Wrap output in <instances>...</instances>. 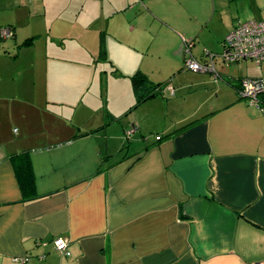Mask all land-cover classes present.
I'll return each mask as SVG.
<instances>
[{"label":"crops","instance_id":"crops-1","mask_svg":"<svg viewBox=\"0 0 264 264\" xmlns=\"http://www.w3.org/2000/svg\"><path fill=\"white\" fill-rule=\"evenodd\" d=\"M12 1L0 0V11L21 9ZM134 1L177 44L204 32L210 1L221 44L237 23L264 20V0ZM224 3L234 19L221 17ZM219 55L193 58L214 56L216 71ZM24 102L21 92L0 90V264H264V114L230 85L168 86L143 102L141 120L123 124L126 154L107 153L98 173L73 122L67 133L58 125L42 136L40 106ZM23 153L34 175L25 192L14 159ZM57 238L69 256L54 250Z\"/></svg>","mask_w":264,"mask_h":264},{"label":"rangeland","instance_id":"rangeland-1","mask_svg":"<svg viewBox=\"0 0 264 264\" xmlns=\"http://www.w3.org/2000/svg\"><path fill=\"white\" fill-rule=\"evenodd\" d=\"M12 4L21 9L0 11V25L14 26V32L10 26L0 28L12 32L11 38H0V90L21 92L25 104L40 106L39 118L46 128L42 136H51L58 125L67 133L65 124L73 122V137L85 135L93 146L94 169L100 168L107 153L113 155L109 160L126 154L128 143L120 139L123 124L141 120L138 107L124 116L135 102L131 83L135 73L176 92L225 88L230 78H264V67L251 61L227 66L217 57V83L211 74L184 68L186 59L221 52L225 31L213 1L204 32L191 45L184 38L177 44L173 33L142 16L144 10L134 0H13ZM221 7L223 19L235 18L234 7L226 3ZM132 129L128 127L129 132Z\"/></svg>","mask_w":264,"mask_h":264},{"label":"built area","instance_id":"built-area-1","mask_svg":"<svg viewBox=\"0 0 264 264\" xmlns=\"http://www.w3.org/2000/svg\"><path fill=\"white\" fill-rule=\"evenodd\" d=\"M12 32L9 28L0 30V38H11ZM189 45L190 42L186 40ZM220 59L225 65H231L242 61H251L256 66L264 67V20L254 19L241 21L229 31L221 44ZM214 56H210L209 62L200 63L194 59H186L184 68L193 73H207L213 75L216 80L217 74L213 66ZM237 96L247 100L248 104L254 106L264 114V79L242 80ZM159 140V137H156ZM56 252L69 256L67 243L62 238L53 240ZM28 260L24 258H13L14 263L24 264Z\"/></svg>","mask_w":264,"mask_h":264},{"label":"trees","instance_id":"trees-1","mask_svg":"<svg viewBox=\"0 0 264 264\" xmlns=\"http://www.w3.org/2000/svg\"><path fill=\"white\" fill-rule=\"evenodd\" d=\"M30 41L31 40L27 41V43L25 44L28 45ZM241 81H242L241 79L228 80L229 85L237 92V94L241 87ZM131 83H132L133 93L135 97V102H134V105L131 106L127 110L124 116L130 113L131 111H133L134 109H136L138 106H140L143 102L147 101L148 99L158 94H161V92L165 88V83H156V84L152 83L143 74L139 72L135 73L131 77ZM116 121H119V118H116ZM192 124H194V122L190 123L188 126ZM14 159L19 161V166H17L16 170H17V177L19 180V185L21 187V190L23 192H25L26 190H33L34 175H33V169L30 163V159H29V153H23V154L17 155L14 157ZM105 160H107V157H104L101 159L100 168ZM100 168L96 170V173L100 171Z\"/></svg>","mask_w":264,"mask_h":264}]
</instances>
